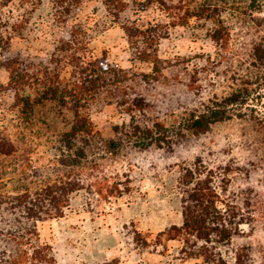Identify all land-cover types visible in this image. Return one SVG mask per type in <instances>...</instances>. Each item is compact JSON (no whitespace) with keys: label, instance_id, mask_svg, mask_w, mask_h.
<instances>
[{"label":"rangeland","instance_id":"374dc122","mask_svg":"<svg viewBox=\"0 0 264 264\" xmlns=\"http://www.w3.org/2000/svg\"><path fill=\"white\" fill-rule=\"evenodd\" d=\"M126 1L128 7L121 12L120 18L109 12L103 0H86L84 4L74 5L69 17V23L81 30L83 49L79 55L109 61L130 76L120 90L113 93L104 90L89 107L101 136L114 143L121 139L115 131L117 126L144 116L136 105L138 99H144L147 116L164 120L171 128L179 126L188 110H201L215 93L227 92L232 82L228 77L220 79L216 72H209L207 75L200 73V83L205 87L200 94L199 89L192 86L196 68L201 70L207 65L206 58L209 55L214 58L218 52L210 37L215 27L213 20L194 17L184 23V14H192L199 5L196 2L204 0H196L195 4L191 0L151 4L144 11L142 9L148 4H139L142 0ZM60 14L55 0H0V86L7 87L10 81L4 64L11 58H20L29 71L40 75H45V68L52 72L59 68L60 81L71 82L74 69L67 56L73 51L63 48V41L71 35ZM135 26L152 33L156 30L161 36L155 51L149 49L164 61L161 72L155 70L152 61L140 57L146 43L139 38L134 40L133 35L126 32V28ZM238 33L237 28L236 37ZM239 38L233 45L236 53H232L235 59L231 63L237 74L244 72L240 63H244L245 49L242 47L245 41ZM261 92L263 97L254 106L264 116V89ZM15 100L12 90H0V131L21 142L20 152L0 163V194L5 195L23 186L55 180L71 170V151L62 147L58 137L70 128L73 113L53 101H45L35 106L34 125L25 126L15 116ZM236 129L235 122L219 126L195 146L183 141L173 149L159 148L156 144L146 149L132 141L123 143L121 148L115 147V155L107 149L91 155L93 163L86 169L88 177L97 180L108 176L110 184L117 179L121 193L105 197L96 193L95 188L91 192L82 189L74 193L64 217L38 222L39 243L52 246L56 264L109 261L118 264H203L202 258H183L182 240L165 239L160 244L157 237L161 231L173 224H182L184 220L180 165L192 162L202 152L211 153L210 160L214 162L222 159L221 151L228 150V139L237 135ZM258 176L256 181L264 185V175ZM242 182L251 183V180L245 177ZM258 228L257 224L245 225L246 234L238 237L236 243L255 242L260 237ZM137 231L148 240L147 247L137 243L134 238ZM3 249H15V244L8 242L6 236H0V252ZM13 252L18 259L17 253L21 252Z\"/></svg>","mask_w":264,"mask_h":264},{"label":"trees","instance_id":"16d2710c","mask_svg":"<svg viewBox=\"0 0 264 264\" xmlns=\"http://www.w3.org/2000/svg\"><path fill=\"white\" fill-rule=\"evenodd\" d=\"M85 1L55 0L61 17L65 19L64 26L69 28L71 35L66 42L63 41V48L73 51L67 56L74 69L70 83L60 81L59 68L55 72L45 68V75H40L29 71L20 58L8 59L4 64L10 73V81L7 87L0 86V90L6 88L15 93L13 109L22 125H34L35 106L45 101H53L70 110L74 118L70 128L58 137L62 147L71 151V170L55 180L37 186H21V190L7 195L0 194V236H6L8 242L15 244L13 251L21 252L17 253V259L15 252L3 249L0 264H56L52 246L39 243L38 222L64 217L72 195L82 189L91 192L95 188L96 193L105 197L121 193L117 179L110 184L111 177L108 176L97 180L88 177L86 169L93 163L91 155L101 154L106 149L115 155V147L121 148L123 143L132 141L146 149L154 144L159 148L173 149L175 144L183 141L195 146L196 142L213 134L217 127L233 122L237 124V135L228 139L229 148L221 151L224 154L222 159L214 162L210 160L211 153L202 152L192 162L185 161L180 165L184 220L182 224H173L161 231L157 243L180 239L183 258H202L203 264H264V185L256 181L258 175H264V116L254 106L263 97L261 91L264 89V0L196 2L199 5L195 11L184 14V23L194 17L213 20L215 27L210 31V37L218 52L216 57L209 55L206 58L207 65L202 71L196 68L192 86L199 89L200 94L205 88L200 83V73L216 72L220 79L228 77L232 81L229 90L222 95L215 93L201 110H188L179 126L171 128L166 121L147 116L144 99L140 98L136 105L144 116L117 126L115 131L121 137L118 143L101 136L89 107L104 90L112 93L120 90L130 76L109 61L88 59L78 54L83 49L81 30L69 23V17L74 11L72 7ZM103 1L115 18H120L129 4L126 0ZM142 1L138 3L148 4L143 11L151 4H178L177 0ZM191 1L195 4L196 0ZM237 28L240 38L245 41L242 47L245 49L244 63H240L244 72L239 74L231 64L236 53L233 45L239 38V35L236 37ZM126 32L133 35L134 40L139 38L140 42L146 43L140 57L152 61L155 70L161 72L164 61L149 50L155 51L161 38L156 30L152 33L135 26L126 28ZM20 143L17 137L0 131V163L16 156L21 149ZM233 152L237 155H232ZM245 177L251 183L243 184ZM256 224L260 237L255 242L237 244L236 239L246 234L244 226ZM134 238L143 248L149 244L138 231Z\"/></svg>","mask_w":264,"mask_h":264}]
</instances>
